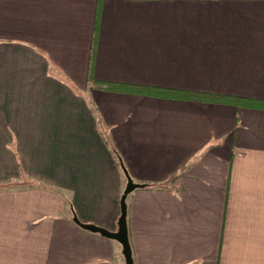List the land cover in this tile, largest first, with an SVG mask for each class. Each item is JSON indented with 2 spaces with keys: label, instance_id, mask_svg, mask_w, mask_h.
<instances>
[{
  "label": "crops",
  "instance_id": "crops-1",
  "mask_svg": "<svg viewBox=\"0 0 264 264\" xmlns=\"http://www.w3.org/2000/svg\"><path fill=\"white\" fill-rule=\"evenodd\" d=\"M121 163L135 264H264V0H0V264H125Z\"/></svg>",
  "mask_w": 264,
  "mask_h": 264
},
{
  "label": "water",
  "instance_id": "water-1",
  "mask_svg": "<svg viewBox=\"0 0 264 264\" xmlns=\"http://www.w3.org/2000/svg\"><path fill=\"white\" fill-rule=\"evenodd\" d=\"M121 168L127 179V184L120 200V217L117 223V231H110L97 225L82 223L75 214L73 221L85 230L100 234L103 237L118 242L122 247V254L125 259V264H135L133 250L129 239L127 198L135 190L143 189L146 185L135 183L123 163H121Z\"/></svg>",
  "mask_w": 264,
  "mask_h": 264
},
{
  "label": "trees",
  "instance_id": "trees-1",
  "mask_svg": "<svg viewBox=\"0 0 264 264\" xmlns=\"http://www.w3.org/2000/svg\"><path fill=\"white\" fill-rule=\"evenodd\" d=\"M195 98H205V97H195ZM145 189H149L147 185L145 186ZM133 258H134V256H133Z\"/></svg>",
  "mask_w": 264,
  "mask_h": 264
}]
</instances>
